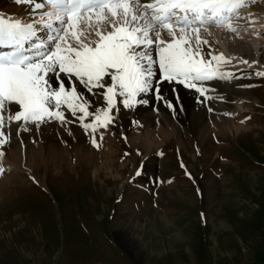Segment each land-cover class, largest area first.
Wrapping results in <instances>:
<instances>
[{
	"label": "rangeland",
	"instance_id": "1",
	"mask_svg": "<svg viewBox=\"0 0 264 264\" xmlns=\"http://www.w3.org/2000/svg\"><path fill=\"white\" fill-rule=\"evenodd\" d=\"M250 75L238 88L249 100L225 114L239 133L219 119L200 133L181 124L148 150L130 144L141 131L109 129L84 152L76 141L91 139L79 122H12L3 150L15 143L18 157L2 162L0 264H264V76Z\"/></svg>",
	"mask_w": 264,
	"mask_h": 264
},
{
	"label": "snow or ice",
	"instance_id": "2",
	"mask_svg": "<svg viewBox=\"0 0 264 264\" xmlns=\"http://www.w3.org/2000/svg\"><path fill=\"white\" fill-rule=\"evenodd\" d=\"M14 2L25 6L27 16L0 13V158L4 144L10 142L5 128L12 122L25 130L28 124L38 128L52 121L79 122L99 148L97 133L103 140L104 133L116 126L114 111L147 105L146 95L175 112L161 93L164 82L210 99L206 95L210 89L203 85L217 78L213 61L231 60L222 53L213 55L212 46L198 33L236 23L230 31L238 35L239 29L250 31L257 22L251 14L241 15L256 0ZM186 29L197 33L195 43ZM201 44L208 45V60ZM181 167L192 179L183 162ZM4 171L0 163V175Z\"/></svg>",
	"mask_w": 264,
	"mask_h": 264
},
{
	"label": "bare ground",
	"instance_id": "3",
	"mask_svg": "<svg viewBox=\"0 0 264 264\" xmlns=\"http://www.w3.org/2000/svg\"><path fill=\"white\" fill-rule=\"evenodd\" d=\"M256 1L259 2L260 0ZM0 12L9 15L27 16L25 6L15 4L14 0H0ZM250 14L251 18L257 21L250 25V31L239 29L238 35L231 33L230 27L237 26L236 23H233L230 26L225 27L210 28L207 30L201 29L198 33L203 40H207L208 44L212 46L214 50L213 55L218 56L219 53H222L224 58L231 60L230 64L225 63L224 60L219 58L213 61L211 67L215 69L213 75L217 78L212 79L203 85L205 88L210 89L206 92V95L210 97V99H205L194 90L186 89L179 84H168L167 82H164L160 84V90L165 100L171 101L175 108L174 113L165 106L163 101H158L153 95L149 94L143 97L148 101L147 105H138L134 110H125L121 107L118 113H115L114 111L116 119L121 122L119 123L121 129L117 128V123L115 127H110V129H116L119 133H125V135L128 134L127 130L141 131L143 134L138 136L141 140L136 137L133 140H130V144L135 148L138 146H144L148 150H150L153 145H156L157 139L155 138L158 136L157 132L163 134L164 137L169 131V128L172 129L173 133H179L178 130L180 129L179 126L181 124L182 126H189L190 129H194L195 132L200 133L208 131V128L214 129L215 127L211 125L215 126L213 121L219 119L226 126L235 128V131L239 133L242 127L233 121L234 115L231 116L232 118H228L225 114L236 112V110L233 111L232 107H230L232 101L241 104V101H244V99L246 101L249 100L248 92L239 90L242 86L246 87L250 84L248 80H245L247 76L249 74L256 75V72H264V50L261 51V49H264V46H260L262 44L259 39L260 33L264 31V0L263 3H253L249 7L241 10V15L249 16ZM186 30V34L190 35L192 37V42L195 43L197 33ZM201 48L203 49L204 59L208 60V45L201 44ZM243 60L249 61V64H244L242 62ZM227 65H234L235 68L232 70H219L220 67ZM221 74H223V78H219ZM235 75H241V77L233 78ZM173 88L175 89V92H173ZM210 108L212 111H209ZM233 114L236 115V113ZM132 118L139 122L138 126H129L128 122H126V126L123 125L125 120ZM178 122L180 123L178 124ZM157 124L159 126L156 130ZM177 125H179L178 128H175L174 126L177 127ZM188 129H183L182 131L188 133ZM17 131L18 130L15 131L16 134ZM79 131L83 132V135H86L85 130L81 128L80 125L77 132ZM107 133L108 132H105L104 136H106ZM154 133H156V135L152 138ZM40 134L48 137L45 129H42ZM91 135L92 134L89 132L86 136L91 139ZM30 136L31 138H36L34 134H31ZM83 140V138H79L75 143L79 149H82L84 152L85 150L94 149L92 142L88 144ZM7 147H9V149H6V154L3 158H0V163L5 161L6 163H10L11 161L16 163L15 160L13 161V158H11V161L7 160V158L13 154L18 157L16 144H8ZM25 149H32V147L26 146ZM143 226L145 229V225ZM124 238L131 241L129 240L130 237L128 232H125Z\"/></svg>",
	"mask_w": 264,
	"mask_h": 264
}]
</instances>
